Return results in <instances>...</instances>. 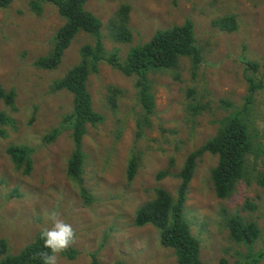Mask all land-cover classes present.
<instances>
[{
  "label": "rangeland",
  "instance_id": "rangeland-1",
  "mask_svg": "<svg viewBox=\"0 0 264 264\" xmlns=\"http://www.w3.org/2000/svg\"><path fill=\"white\" fill-rule=\"evenodd\" d=\"M31 0H13L0 9V86L14 93L11 105L0 100L8 123L0 125V239L15 254L33 241L46 224V213L55 210L71 224L76 241L69 249L78 255L67 260L61 253L57 264H175L173 251L158 243L152 226L133 224L135 211L152 200L155 188L172 196L178 186L175 174L185 156L214 136L218 121L229 115L243 99L247 83L246 62L264 60V0H87L85 9L102 23L106 50L118 51L125 60L132 47L147 42L155 30L189 20L196 46L201 51L199 68L192 72L182 58L174 70L150 74L153 114L146 116L136 98L135 77L125 76L106 64L88 80L94 111L103 122L88 126L82 141L85 153L83 185L92 203L84 205L77 188L66 179V161L72 149L61 119L71 111V96L52 90V83L79 60V48L92 38L79 33L65 51L56 70L34 66L47 54L63 21L56 9L45 4L40 16ZM129 11V41L117 40L112 19L121 6ZM233 15L237 28L226 32L214 23ZM264 68L256 73L264 81ZM262 148L249 177L264 176V91L258 90L249 116ZM61 127L51 143L44 136ZM24 145L33 149L28 175L15 170L5 149ZM133 156L136 174L128 183L126 170ZM253 160V157H249ZM172 165H171V161ZM217 157L205 154L197 162L189 183L183 216L200 243L202 264L242 262L249 249L233 243L224 216L235 212L254 222L260 235L251 252L264 254V193L254 180L238 182L233 194L219 200L209 180ZM159 171L169 175L161 181ZM259 264H264V257Z\"/></svg>",
  "mask_w": 264,
  "mask_h": 264
},
{
  "label": "trees",
  "instance_id": "trees-1",
  "mask_svg": "<svg viewBox=\"0 0 264 264\" xmlns=\"http://www.w3.org/2000/svg\"><path fill=\"white\" fill-rule=\"evenodd\" d=\"M13 0H0V9H5ZM87 0H31L30 10L40 16L45 4L52 5L63 21L56 30L47 54L37 57L35 67L53 71L61 64L65 51L79 33L92 38L90 44L79 48V60L71 66L62 77L52 83L55 92L64 91L71 96V111L61 119L62 127L69 131L72 149L66 161V179L74 184L84 205L92 203V197L83 185L85 153L82 141L87 133V127H95L104 120L103 116L93 109L91 95L88 91L90 76L96 75L100 64H106L118 70L125 76H134L136 98L146 116L153 114L154 99L151 93L150 74L161 70H174L180 59L190 62L192 72L196 71L201 63V51L196 46L194 28L191 21L173 25L170 28L155 30L149 40L142 45L132 47L121 60L118 51H108L105 48L102 36V23L90 11L85 9ZM129 11L127 5L121 6L112 19L118 26L117 40L129 41ZM215 27L226 32H233L237 28L235 16L226 15L214 23ZM262 64L246 62V70L254 73L253 76L244 74L247 83L246 92L240 104H227L232 111L218 121V129L213 137L204 144L190 151L184 158L182 166L175 177L178 186L175 196L163 188H155L152 200L140 206L134 213L133 224L137 227L152 226L158 234V243L162 248L173 251L175 264H202L200 259V243L190 231L184 219L183 210L186 202L187 190L193 177L197 162L205 154L217 157L215 167L209 171V180L214 195L219 200L230 197L238 182L242 179L247 183L254 180L264 188V176L257 174L249 177V168L256 164L259 150L256 143L258 133L250 127L249 116L258 90L264 91L263 79H258L256 73ZM264 75V73H263ZM0 100L11 105L14 100L12 91L6 92L0 86ZM8 123L7 115L0 111V125ZM62 128L56 127L44 136L45 143H51L61 133ZM5 154L15 170L28 175L32 168L33 149L24 145H10ZM253 157L250 160L249 157ZM256 160V161H255ZM173 160L171 161L172 165ZM136 174V164L133 156L128 160L126 180L130 183ZM169 175L168 171H159L155 179L161 181ZM264 193V189H263ZM225 228L229 239L236 245L249 249L244 264H259L264 257L263 253L253 254L251 249L260 235L259 228L252 221H247L235 212L224 216ZM47 251L42 247V241L37 233L32 242L25 245L15 254L9 253L5 240L0 239V264H42L36 257L39 251ZM67 260L74 259L79 253L69 249L61 253ZM92 263H95L91 256ZM221 264H226L221 262ZM234 264H243L236 262Z\"/></svg>",
  "mask_w": 264,
  "mask_h": 264
},
{
  "label": "clouds",
  "instance_id": "clouds-1",
  "mask_svg": "<svg viewBox=\"0 0 264 264\" xmlns=\"http://www.w3.org/2000/svg\"><path fill=\"white\" fill-rule=\"evenodd\" d=\"M46 224L41 227L39 239L43 249L36 253L42 264H57L60 253L66 251L76 241V233L71 224L63 220L55 210L46 213Z\"/></svg>",
  "mask_w": 264,
  "mask_h": 264
}]
</instances>
